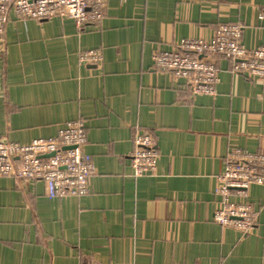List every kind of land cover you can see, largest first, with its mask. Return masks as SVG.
<instances>
[{
    "label": "crops",
    "instance_id": "1",
    "mask_svg": "<svg viewBox=\"0 0 264 264\" xmlns=\"http://www.w3.org/2000/svg\"><path fill=\"white\" fill-rule=\"evenodd\" d=\"M262 9L264 0H107L85 34L72 21L11 12L0 40V140L27 145L81 122L96 169L82 198L50 200L43 183L0 178V264H264V186L246 198L260 212L252 234L212 221L229 152L264 153V79L219 60L216 95L196 96L152 69L157 52L210 41L226 24L243 25L242 43L257 50ZM85 52H100L101 64H82ZM142 133L156 141L158 171L127 183Z\"/></svg>",
    "mask_w": 264,
    "mask_h": 264
},
{
    "label": "built area",
    "instance_id": "2",
    "mask_svg": "<svg viewBox=\"0 0 264 264\" xmlns=\"http://www.w3.org/2000/svg\"><path fill=\"white\" fill-rule=\"evenodd\" d=\"M107 0H0V40L11 12L21 20L40 23L53 19L74 22L79 34H85L105 18ZM264 20V9L260 14ZM243 25L226 24L216 30L210 41L189 39L172 51H159L152 59L158 79L165 75L184 79L196 96L216 95L224 71L219 60L230 62L234 75L264 79V46L249 50L242 43ZM82 64L97 67L100 52L80 55ZM88 136L81 122L69 123L55 138L33 140L27 145L0 140V178L23 184L43 183L50 200L82 198L89 194L95 173L92 157L86 153ZM160 156L156 141L149 133L137 135L130 160L131 174L124 181L136 184L154 177ZM253 186H264V153L232 150L226 157L224 174L214 191L216 208L212 221L243 236L258 226L260 212L246 202ZM37 203L33 200V205Z\"/></svg>",
    "mask_w": 264,
    "mask_h": 264
}]
</instances>
